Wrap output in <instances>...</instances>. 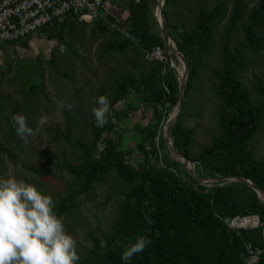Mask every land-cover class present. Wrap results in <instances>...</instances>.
Segmentation results:
<instances>
[{"label":"trees","instance_id":"16d2710c","mask_svg":"<svg viewBox=\"0 0 264 264\" xmlns=\"http://www.w3.org/2000/svg\"><path fill=\"white\" fill-rule=\"evenodd\" d=\"M130 1L125 23L109 26L104 19L97 20L102 34L109 33L112 37L110 49L121 53L138 46L143 51L157 47L167 50L150 0ZM170 2L166 0L164 7L167 28L189 68L185 103L171 131V139L174 148L195 163L199 179L190 174L187 163L174 158L165 140L166 124L172 112L178 110L181 76L168 64L170 60L162 71V63L146 61L147 74L139 78L123 74L110 95L101 93L111 101L110 115L102 127L93 122L89 144L70 142L75 119L67 116L64 137L82 152V158L76 164L68 160L48 161L50 166L74 176L55 211L60 217L69 215L76 210L77 199L87 197L95 184L114 173L131 187L119 203V220L110 236L94 241V248L79 264H123L122 253L140 237L151 243L129 264H247L250 246L262 252L258 264H264V202L246 183L208 182L222 177L243 178L264 192V160L257 159L251 149L264 127V81L258 89L259 98H254L243 78L248 66L245 55L264 52V0L233 1L222 50L223 69L214 73L219 80L217 94L230 113L228 117L221 116V133L214 136L211 145L204 146L197 157L191 152L197 130L184 127L181 120L187 117V97L205 67V56L214 43L213 29L224 21L226 4L225 0H220L208 10L204 1L198 0L195 29L180 31L165 14ZM71 16L80 20L76 15H68L49 28H55ZM118 25L127 29L130 37L122 36L124 31ZM238 27L244 39L233 46V33ZM64 40L65 37H61V41ZM174 61L179 63L176 57ZM36 88L28 90L31 99L45 96L44 92H35ZM133 93L139 106L128 102L124 109L116 107L128 101ZM4 106L5 109L0 107L1 113H7ZM142 107L152 110L147 126H143L136 115ZM3 117L13 127L12 116ZM113 119L117 122L137 120L131 121L139 136L135 153L120 147L122 137L118 141L110 137L117 128ZM134 154L138 161L135 165L130 163ZM250 217H259L260 225L252 229L232 228L230 222ZM257 223L255 219H248L243 221V226L251 228Z\"/></svg>","mask_w":264,"mask_h":264},{"label":"rangeland","instance_id":"374dc122","mask_svg":"<svg viewBox=\"0 0 264 264\" xmlns=\"http://www.w3.org/2000/svg\"><path fill=\"white\" fill-rule=\"evenodd\" d=\"M203 1L204 7L212 10L220 0ZM233 1L225 0V19L214 26L213 47L205 56V67L196 81L195 89L187 97V117L181 120L184 127L197 130L191 149L193 157H197L204 146L211 145L212 138L221 133V116L228 117L230 113L217 94L219 80L214 77V73L223 69L222 50ZM124 2L128 8L131 1ZM158 2L150 0L155 15ZM111 5L114 6L113 3ZM197 6L198 0H171L165 14L180 31H193L196 27ZM252 7L249 6V9ZM100 12L103 13L102 10ZM105 19L109 26L121 22L114 14ZM97 22H84L71 16L55 28L45 27L26 41L16 43L27 56L15 59L6 57L7 62L0 65V69L4 70L0 71V107L2 105L5 109L6 105L7 109V113L0 112V177L34 184L39 190L51 194L56 204L64 197L74 176L50 166L48 161L68 160L76 164L82 158V152L70 142H91L94 122L91 109L95 99L104 92L110 95L123 74L139 78L149 72L145 51L139 46L128 48L124 53L111 50L112 37L109 33L102 34ZM123 28L120 27V30L127 31ZM121 33L126 37V32ZM61 37H65L63 42ZM243 39L242 30L238 27L233 33V46L242 43ZM245 58L248 66L243 72L244 81L252 96L259 98L258 89L264 81V52L245 55ZM169 60L168 64L174 66L180 76L185 73L183 61L178 59L177 63L171 57ZM34 87H37L35 92H44L45 96L31 99L28 90ZM59 101L71 104V109L61 107ZM128 102L139 106L133 93L128 101L116 107L124 109ZM175 113L177 109L171 116ZM15 114L25 115L33 129V135L27 141L21 140L3 117H13ZM68 115L75 119L70 142L64 137L67 134ZM136 115L140 117L138 121L147 126L148 120L152 118V110L142 107ZM131 121L135 123L137 120ZM131 121L117 122L113 119L117 128L110 135L116 141L122 137L120 147L129 152L136 149L139 138L135 124ZM251 149L257 159L264 160V127L251 144ZM130 159L133 165L138 162L135 154ZM130 188L111 173L102 183L95 184L87 197L76 200V210L61 217L67 231L77 240L80 262L94 248V241H103L111 235L120 217L119 203ZM257 226L235 228L252 229ZM89 244L93 247H89Z\"/></svg>","mask_w":264,"mask_h":264},{"label":"clouds","instance_id":"9594fccd","mask_svg":"<svg viewBox=\"0 0 264 264\" xmlns=\"http://www.w3.org/2000/svg\"><path fill=\"white\" fill-rule=\"evenodd\" d=\"M58 103L72 107L64 101ZM110 104L106 95L95 99L91 115L97 127L107 122ZM12 123L21 140L27 141L33 135L25 115L15 114ZM55 208L53 196L34 184L0 177V264H79L77 240L67 231ZM150 243L145 237L138 238L122 253L123 264H129Z\"/></svg>","mask_w":264,"mask_h":264},{"label":"built area","instance_id":"2783aa9c","mask_svg":"<svg viewBox=\"0 0 264 264\" xmlns=\"http://www.w3.org/2000/svg\"><path fill=\"white\" fill-rule=\"evenodd\" d=\"M108 0H0V46L26 41L31 35L39 33L68 15H76L84 22L105 19L100 11ZM126 32V33H125ZM130 37L128 31H125ZM169 52L161 47L145 51L148 62L167 63ZM230 222V220H227ZM240 219L231 223L235 228ZM247 264H258L262 252L250 246Z\"/></svg>","mask_w":264,"mask_h":264},{"label":"water","instance_id":"95a60500","mask_svg":"<svg viewBox=\"0 0 264 264\" xmlns=\"http://www.w3.org/2000/svg\"><path fill=\"white\" fill-rule=\"evenodd\" d=\"M166 4V0H159L158 2V6L156 9V20L163 32V36L166 39L167 42V51L169 52V55L171 58L174 59V57H176L177 59H179V61H183L184 66H185V73L183 75H181V79H182V85L180 88V100H179V105H178V110L177 113L173 114L169 121L166 124L165 127V140L166 143L168 145V148L171 152V154L174 156L175 159L181 161V162H185L189 165V172L192 176L196 177L199 179V177L197 176L196 172H195V163L190 160L189 158L181 155L173 146V141L171 139V131L173 129V126L175 125V123L179 120V117L182 113L183 110V106L185 103V96H186V91H187V86H188V78H189V68L187 65V61L185 59V57L179 52L176 43L174 42V40L172 39V37L169 34L168 28H167V21L165 19L164 16V7ZM173 65V64H172ZM166 63H164L161 67V71L165 68ZM176 71H178L174 66H172ZM242 182V183H246L248 184L251 188H253L259 198L261 199V201L264 202V192L255 184H253L250 180H246L243 178H231V177H222L220 179L217 180H208V182ZM248 219H255L257 220V224L258 226L260 225V220L259 217H250V218H244V219H240L242 221L244 220H248ZM257 226V227H258Z\"/></svg>","mask_w":264,"mask_h":264},{"label":"crops","instance_id":"0c3cea01","mask_svg":"<svg viewBox=\"0 0 264 264\" xmlns=\"http://www.w3.org/2000/svg\"><path fill=\"white\" fill-rule=\"evenodd\" d=\"M111 3H113L114 6L111 5ZM126 5L127 3L124 2V0H108L103 9V16L109 18V16H113L114 14L115 17H119V19H121L120 23H125L129 16V11ZM22 56L27 55L26 53L23 54V51L19 49V46L17 44H5L0 46V65L7 62L6 57L15 59V57ZM0 71L4 70L0 69Z\"/></svg>","mask_w":264,"mask_h":264},{"label":"bare ground","instance_id":"6f19581e","mask_svg":"<svg viewBox=\"0 0 264 264\" xmlns=\"http://www.w3.org/2000/svg\"><path fill=\"white\" fill-rule=\"evenodd\" d=\"M237 225L243 226V221L242 222H238Z\"/></svg>","mask_w":264,"mask_h":264}]
</instances>
